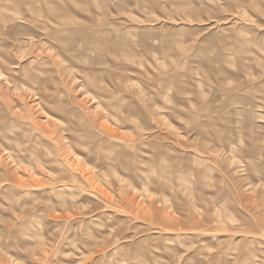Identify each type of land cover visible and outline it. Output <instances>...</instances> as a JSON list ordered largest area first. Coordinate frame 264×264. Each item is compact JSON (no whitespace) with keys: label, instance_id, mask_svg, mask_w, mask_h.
<instances>
[{"label":"rangeland","instance_id":"1","mask_svg":"<svg viewBox=\"0 0 264 264\" xmlns=\"http://www.w3.org/2000/svg\"><path fill=\"white\" fill-rule=\"evenodd\" d=\"M0 264H264V0H0Z\"/></svg>","mask_w":264,"mask_h":264},{"label":"bare ground","instance_id":"2","mask_svg":"<svg viewBox=\"0 0 264 264\" xmlns=\"http://www.w3.org/2000/svg\"><path fill=\"white\" fill-rule=\"evenodd\" d=\"M56 31H58V30H56ZM61 32L62 31L60 30L59 33H61ZM252 148H254V147H252ZM252 148L250 150L251 153H255V151H259L260 149L262 150V148H260V147L258 149H257V147H255L254 149H252ZM241 166H242L241 171H246V169L249 168V166L251 168H253V170H258V168H259L258 165H256L255 163H252L251 161H248V160H243V163ZM242 174L246 175L245 173H242ZM186 186H187V188L190 187L189 185H186ZM123 241H126V239H123ZM261 261H263V259H258V262H261Z\"/></svg>","mask_w":264,"mask_h":264}]
</instances>
